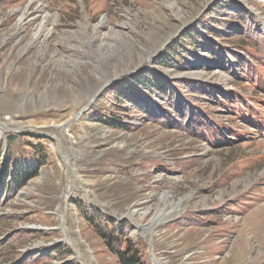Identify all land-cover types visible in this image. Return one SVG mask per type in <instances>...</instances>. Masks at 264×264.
<instances>
[{"label": "rangeland", "instance_id": "rangeland-1", "mask_svg": "<svg viewBox=\"0 0 264 264\" xmlns=\"http://www.w3.org/2000/svg\"><path fill=\"white\" fill-rule=\"evenodd\" d=\"M147 70L200 84H137L135 127L101 120ZM39 159L0 187V264H62L58 244L117 264L80 208L129 219L157 264H264V0H0V172Z\"/></svg>", "mask_w": 264, "mask_h": 264}, {"label": "trees", "instance_id": "trees-1", "mask_svg": "<svg viewBox=\"0 0 264 264\" xmlns=\"http://www.w3.org/2000/svg\"><path fill=\"white\" fill-rule=\"evenodd\" d=\"M238 16H240L241 19L246 18L243 13H238ZM205 22L207 24L204 26H206L210 32L215 31L222 33V31H217L215 29V25L212 21L211 23L208 21ZM193 32H195V30ZM187 40H190L189 43H187ZM194 40H196V38L192 32L189 31L185 33V35L179 39L176 46H171V51L169 50L170 53L167 54L163 60L170 62L172 59V61H174L175 58L173 56L176 57V54L181 55L180 49L185 47L183 42L192 46L193 43L198 42ZM243 42L245 43V41ZM141 83H146L144 85H148V91L150 93L161 92L163 99H172L176 93H183L189 85L190 87H194L193 84H200V81L195 79L179 78L173 80L172 82L161 77L158 73H155L152 70L143 71L130 78H123L121 81L113 85L114 92L111 93L109 97L99 98H105L107 105H109L107 102L114 101L112 108H115V110H110L111 107H108L106 109L108 113H104V115L101 116V120H104L109 125L118 128L133 129L135 126L131 122L125 121L124 118L132 120L137 112L136 105L133 104V106H131L130 101L133 100L134 103H137L140 92L135 90V86L137 84L141 85ZM156 89H158L159 92H157ZM203 112L205 113L204 110ZM113 116L116 117V120L111 119ZM109 120L111 122H108ZM37 146L38 145H36V147ZM4 161L5 160H3V162ZM43 164H45V159L44 161H42V159L35 160L30 166H26L23 163H14L5 166L4 163H2V171L0 172V187L4 188L6 186V191L18 190L20 187L26 185L29 179L36 176L37 171ZM80 215L82 220L85 222L87 230L91 231L102 241L106 251L115 259L117 264H153L149 258L148 245L146 241L140 237L137 238L132 235L134 226L129 219L123 218L120 220L102 209L87 211L80 208ZM53 253L57 255V257L62 258V264H82L77 258L69 259L73 255V251L64 245H56Z\"/></svg>", "mask_w": 264, "mask_h": 264}, {"label": "water", "instance_id": "water-1", "mask_svg": "<svg viewBox=\"0 0 264 264\" xmlns=\"http://www.w3.org/2000/svg\"><path fill=\"white\" fill-rule=\"evenodd\" d=\"M139 227L137 226V225H135V230H134V232H135V235L137 236L138 234H137V229H138ZM150 246V245H149ZM151 246L149 247V255L151 256ZM151 259H152V262H153V264H157V261L156 260H154L152 257H151Z\"/></svg>", "mask_w": 264, "mask_h": 264}, {"label": "bare ground", "instance_id": "bare-ground-1", "mask_svg": "<svg viewBox=\"0 0 264 264\" xmlns=\"http://www.w3.org/2000/svg\"><path fill=\"white\" fill-rule=\"evenodd\" d=\"M24 15H25V14L23 13V14L20 16V20H23ZM42 27H43V26H40V27L37 29V31H35L34 34L36 35L37 33H39V32L42 30Z\"/></svg>", "mask_w": 264, "mask_h": 264}]
</instances>
